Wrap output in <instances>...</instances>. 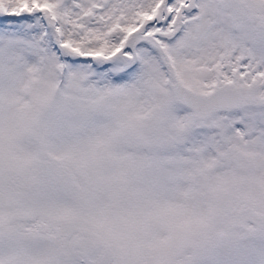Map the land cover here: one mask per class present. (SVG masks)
Returning a JSON list of instances; mask_svg holds the SVG:
<instances>
[{
    "label": "snow or ice",
    "instance_id": "snow-or-ice-1",
    "mask_svg": "<svg viewBox=\"0 0 264 264\" xmlns=\"http://www.w3.org/2000/svg\"><path fill=\"white\" fill-rule=\"evenodd\" d=\"M0 264H264V0H0Z\"/></svg>",
    "mask_w": 264,
    "mask_h": 264
}]
</instances>
